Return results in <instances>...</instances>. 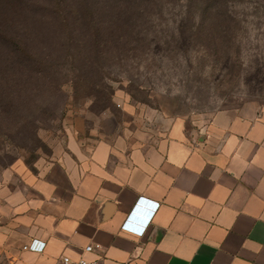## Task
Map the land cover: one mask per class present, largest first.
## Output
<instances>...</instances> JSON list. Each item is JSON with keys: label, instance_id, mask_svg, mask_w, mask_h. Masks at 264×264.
I'll use <instances>...</instances> for the list:
<instances>
[{"label": "crops", "instance_id": "crops-1", "mask_svg": "<svg viewBox=\"0 0 264 264\" xmlns=\"http://www.w3.org/2000/svg\"><path fill=\"white\" fill-rule=\"evenodd\" d=\"M118 103L94 143L71 132L0 181L4 262L264 264V106L190 119Z\"/></svg>", "mask_w": 264, "mask_h": 264}, {"label": "rangeland", "instance_id": "rangeland-1", "mask_svg": "<svg viewBox=\"0 0 264 264\" xmlns=\"http://www.w3.org/2000/svg\"><path fill=\"white\" fill-rule=\"evenodd\" d=\"M73 1L0 0V181L67 150L71 132L94 143L121 96L190 119L264 106V0H133L89 47L91 14Z\"/></svg>", "mask_w": 264, "mask_h": 264}, {"label": "trees", "instance_id": "trees-1", "mask_svg": "<svg viewBox=\"0 0 264 264\" xmlns=\"http://www.w3.org/2000/svg\"><path fill=\"white\" fill-rule=\"evenodd\" d=\"M77 1H76L77 4L72 3V7L75 8V6L79 5L77 8L78 17L80 16L79 20H82L86 16H88V14H91L90 19L85 20V21H89L88 26L90 30L88 33L92 34L90 38L86 39L83 43L86 47L99 45L98 39H100L99 37L100 32L103 33L102 22L104 20L107 21L109 26L113 28V27H117V25H119V22H122L123 19L131 20L133 18V15H135V13L138 12V9L136 7H133V3H132L133 0H97V2L95 3L96 5L95 4L90 5L92 1L95 0H77ZM218 2L219 0H217L216 3ZM141 8L143 7L141 6ZM95 14H99L98 18L101 19L100 20L101 25L97 22L96 23L91 22V20L94 19ZM213 15L209 17L210 19H205L207 24L213 25L214 22H216L214 19H212V18H216L213 17ZM105 28L107 29L106 25ZM104 33L108 34L106 31H104ZM82 39L84 40V36Z\"/></svg>", "mask_w": 264, "mask_h": 264}, {"label": "built area", "instance_id": "built-area-1", "mask_svg": "<svg viewBox=\"0 0 264 264\" xmlns=\"http://www.w3.org/2000/svg\"><path fill=\"white\" fill-rule=\"evenodd\" d=\"M99 244H88L85 246V250L86 251H91L93 250L95 247H99ZM60 264H98L96 261H89L85 258H80V259H72L70 256H64L60 262Z\"/></svg>", "mask_w": 264, "mask_h": 264}]
</instances>
